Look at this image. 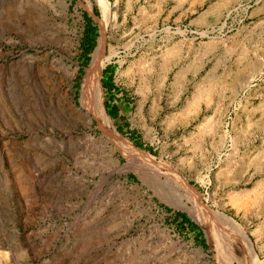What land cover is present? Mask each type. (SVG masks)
<instances>
[{
    "label": "rangeland",
    "instance_id": "obj_1",
    "mask_svg": "<svg viewBox=\"0 0 264 264\" xmlns=\"http://www.w3.org/2000/svg\"><path fill=\"white\" fill-rule=\"evenodd\" d=\"M0 264H264V0H0Z\"/></svg>",
    "mask_w": 264,
    "mask_h": 264
},
{
    "label": "bare ground",
    "instance_id": "obj_2",
    "mask_svg": "<svg viewBox=\"0 0 264 264\" xmlns=\"http://www.w3.org/2000/svg\"><path fill=\"white\" fill-rule=\"evenodd\" d=\"M103 1L105 5L106 0ZM102 50H103L102 40H99L96 49L91 55V61L88 67L86 68V73L81 87V101L84 106L88 107L90 110L93 111V114L96 116L101 127L112 138L116 139V141H118L119 143L121 142L123 143L124 141L122 147H124V149L129 151L130 153H133V150L135 148H133V146L129 142L125 140L121 141L120 135L113 128V125L108 115L104 112L101 106L99 76L101 73L102 60H103Z\"/></svg>",
    "mask_w": 264,
    "mask_h": 264
},
{
    "label": "trees",
    "instance_id": "obj_3",
    "mask_svg": "<svg viewBox=\"0 0 264 264\" xmlns=\"http://www.w3.org/2000/svg\"><path fill=\"white\" fill-rule=\"evenodd\" d=\"M108 113H109V115L111 117H116V115H117V109L115 107H112L111 109H109ZM180 216L184 217L183 214H180Z\"/></svg>",
    "mask_w": 264,
    "mask_h": 264
}]
</instances>
